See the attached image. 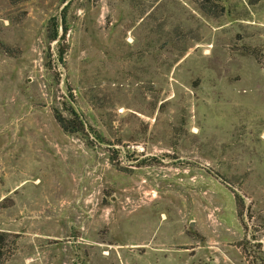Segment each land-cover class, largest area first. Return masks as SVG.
<instances>
[{"label":"rangeland","instance_id":"374dc122","mask_svg":"<svg viewBox=\"0 0 264 264\" xmlns=\"http://www.w3.org/2000/svg\"><path fill=\"white\" fill-rule=\"evenodd\" d=\"M0 230V264H264V0H0Z\"/></svg>","mask_w":264,"mask_h":264},{"label":"trees","instance_id":"16d2710c","mask_svg":"<svg viewBox=\"0 0 264 264\" xmlns=\"http://www.w3.org/2000/svg\"><path fill=\"white\" fill-rule=\"evenodd\" d=\"M202 2L203 1H208V0H201ZM65 29H64V33H65ZM58 36V32H57V29L49 35V39H56ZM62 55H63V51L60 50L59 51V58L62 59ZM58 121L59 123L61 124V126L63 127V129L67 132H78V131H82V126L80 125L81 123H73L74 125L72 126L71 125V120H67L60 117L58 118ZM7 236H8V233L5 232V231H1L0 230V258L2 257V254H3V248L7 242Z\"/></svg>","mask_w":264,"mask_h":264}]
</instances>
